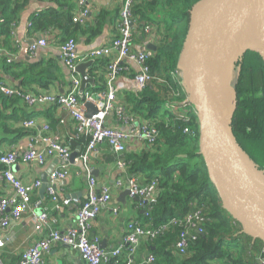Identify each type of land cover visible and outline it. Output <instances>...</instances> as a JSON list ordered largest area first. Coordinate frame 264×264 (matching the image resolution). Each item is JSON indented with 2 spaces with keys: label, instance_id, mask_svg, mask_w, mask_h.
<instances>
[{
  "label": "trees",
  "instance_id": "trees-1",
  "mask_svg": "<svg viewBox=\"0 0 264 264\" xmlns=\"http://www.w3.org/2000/svg\"><path fill=\"white\" fill-rule=\"evenodd\" d=\"M201 1L133 0L130 15L134 23L133 44H139L140 37H143L150 39L157 49L146 62L150 76L146 87L138 93H127L121 103L130 116L152 121L159 134L155 143L140 153L126 152L121 157L114 155L116 161L124 163L129 176L142 175L147 178L145 183L160 179L157 203L148 209V216L144 215V227L158 232L156 236L145 239L156 247L153 251L155 264H212L215 261L258 264L264 241L252 236L226 209L211 182L202 156L201 121L193 104L189 105L188 80L181 77V58L186 52L191 17ZM27 2L0 0V35L10 38L12 26L19 20ZM48 18L47 15L33 17L29 30L32 34L48 31L53 34V41H57L60 39L55 33L57 27ZM68 18L61 26L63 35L60 43L71 39L77 42L78 35L94 37L105 28L110 16L106 12L100 14L93 21L95 26L90 24L93 23L91 20L80 24L74 22L73 17ZM3 60L6 62L5 58ZM110 62L109 58L94 60L88 70L89 77L97 78L98 69H103L99 80V91L102 92L107 87L105 78ZM8 68L11 73L10 67L5 70L8 72ZM233 71H236L237 80L231 84L237 92L238 105L230 129L231 137L239 151L241 149L243 158L247 154L256 167L264 169V60L257 52H247L233 65L231 73ZM19 76L24 78L23 86L39 83L48 87L59 80L41 63L21 71ZM19 100L0 92L1 103L16 105ZM175 105L184 111L183 117L174 115L167 108ZM10 118V115L0 112V121L4 120L1 128L5 132H11L6 124ZM114 155L107 157V161H113ZM248 165L257 173L258 177H255L264 187V175L258 174L250 163ZM195 213L204 218V233L196 235L185 253L180 254L176 248L185 231L184 221ZM173 220L179 223L172 224ZM118 260L115 258L106 264H115Z\"/></svg>",
  "mask_w": 264,
  "mask_h": 264
},
{
  "label": "crops",
  "instance_id": "crops-1",
  "mask_svg": "<svg viewBox=\"0 0 264 264\" xmlns=\"http://www.w3.org/2000/svg\"><path fill=\"white\" fill-rule=\"evenodd\" d=\"M124 2L125 0H89L87 8L90 10V20L92 22L104 12L109 13L110 18L105 28L101 29L94 37L80 35L76 37L78 55L84 56L96 49L110 46L113 40L120 35L118 22ZM76 6L77 0H28L25 8L19 15V20L12 26L10 38L8 39L6 38L7 36L0 35V40L3 43L0 47L4 48V51H8L12 59L11 63H6L3 60L4 57L0 56V82H4L10 87L18 88L31 94L43 93L54 96L67 94L71 89L72 77L71 72L63 62L58 45L63 35L61 26L66 19H69L68 17H73ZM41 15L49 16L47 20L56 25L57 31L55 33L60 39L52 44H48L44 48H40L34 54H25L20 51L18 45L27 47L33 40L43 36V32L32 34L28 26L33 17ZM90 24L95 26L96 23L93 22ZM140 40L141 42L139 44L133 46L136 51L146 50L147 44H153L150 39L140 37ZM118 57V52L115 50L110 59L114 60ZM39 63L51 69L59 80L48 87H43L39 83L23 86L24 78L19 76L20 72ZM121 66L124 70L120 72L118 82L130 85L133 80L131 77L134 76L137 67L125 61H123V65ZM7 67L11 68V73L9 72V68L8 72L5 70ZM102 71V68L98 69V74H96L97 78H92L94 79L93 84H88L85 91L93 93L94 95L102 92L99 91L101 86L99 85V80L101 81ZM105 79L107 82V77ZM125 98L126 96L123 94L121 101L125 100ZM1 111L11 117L6 121L11 132L3 131L1 126L4 125V122H2L4 120L0 121L1 149L6 152L16 151L21 155L30 149H34L37 152L43 153L45 156L43 165H39L38 163L27 164L19 161L11 168L14 176L23 185L33 187L38 182L40 185L33 187L30 195L31 209L29 212L25 213L19 222L11 219L9 227L3 233L0 242V258L4 264H16L22 254L38 241L39 238L45 235L46 230L42 233H38L35 230L33 219L39 213H47L50 217V224L55 229L66 230L72 226L74 218L73 211L76 210V206L72 205L70 208L64 207L58 209L48 192V184L51 180L50 176L54 172L63 170L65 165L56 153H48L49 141L45 140L47 138L66 146L70 150L71 155L75 152L78 154L75 164H71L70 162L67 164L68 174L66 178L57 180L56 184H54L56 195L59 199L70 197L76 204L81 205L88 197L89 175L95 178L97 186H100L98 188H108L110 190L111 200L104 206L102 213L93 223L89 232V238L92 241L97 240L104 251H113L124 245V239L128 233L130 223L135 222L142 227L146 225L144 209L139 200L132 199L129 196L123 201L120 198L128 187L129 175L126 172V168H121L117 164L116 156L108 144H101L98 150L91 154L92 156L90 155L91 158L88 164H84L81 161V156L86 150L87 138L78 131L76 122L68 114L66 109L59 106L46 105L32 107L22 100H19L16 105L10 104V102H0ZM28 120H34L36 122V125L31 129L23 126V121ZM115 121L114 115L112 114L107 118L106 125L113 128H127L126 125L118 124ZM45 126L49 127V130H45ZM143 148L142 144L136 139H132L127 143V152L140 153ZM113 155L115 159L111 162L107 161V157H112ZM0 166L3 167V170L0 171V198H13L15 196V190L4 179L2 174L6 170V167L2 164ZM91 170H97L98 176L89 174ZM137 178L141 184H145L147 181V178L142 175ZM44 179L47 182V187L42 191ZM118 182H121V187L119 185L117 186ZM114 210H117V213H114ZM8 215L9 213L4 214V216ZM155 249L156 247L153 243L141 240L134 257L135 264H141L149 255H153ZM126 254L127 252L124 248L120 258H117L119 259L118 262L115 264H124ZM257 263L260 264L259 257ZM44 264L86 263L78 251L56 244L45 255ZM153 264H155V261ZM212 264L224 263L222 261H215Z\"/></svg>",
  "mask_w": 264,
  "mask_h": 264
},
{
  "label": "built area",
  "instance_id": "built-area-1",
  "mask_svg": "<svg viewBox=\"0 0 264 264\" xmlns=\"http://www.w3.org/2000/svg\"><path fill=\"white\" fill-rule=\"evenodd\" d=\"M88 3L89 0H77V6L73 14L74 22L85 24L90 21L91 13L87 8ZM132 6L133 0H125L118 22L120 35L113 40L110 46L96 49L87 55L80 56L77 54V42L73 39L59 43L58 48L61 51L63 62L71 72L72 77L71 89L67 94L59 96L43 93L31 94L21 89L10 87L4 82H0L1 93L9 97H18L29 106H59L66 109L68 114L76 122L78 131L87 138L86 150L81 156V161L84 164H88L92 156L91 154L96 152L101 144H108L112 152L118 157H121L127 152V143L130 140L136 139L146 148V146H152L155 143L159 134L152 121L130 116L121 103L123 94L126 96L127 93H138L146 87V83L150 79L149 67L146 62L153 54L150 50L143 49L136 51L133 48L135 45L133 44V27L129 25ZM28 26H31V22ZM42 35L41 38L33 40L27 47L18 45L20 51L25 54H34L40 48H44L48 44L55 42L53 41L54 36L52 33L46 31ZM2 44L0 40V46ZM4 50V48L0 47V56H3L6 62L11 63L12 59L8 54L9 52ZM115 50L118 52L119 57L111 60L107 68V90L97 95L89 93L88 91L81 93V78L77 74L76 68L80 64L87 63L90 60L110 59ZM123 61L134 64L137 67L134 76L131 77L133 80L130 85L118 82L120 72L124 70L121 66L123 65ZM87 102L92 103L97 108V113L91 117H87L86 115L85 104ZM167 108L174 115L183 117L184 111L179 110L180 106H167ZM112 114L114 115L116 123L126 125L127 128L107 126V118ZM23 123V126L28 129L36 125L34 120L23 121ZM44 129L49 130V127L45 126ZM45 140L49 141L48 153H56L65 165L63 170L54 172L50 176L51 180L48 184V192L54 203H56V208H70L72 205H75L76 210L73 211L74 218L72 226L66 230L53 228L50 224V217L45 212H41L38 216H35L33 219L35 230L38 233L45 232L46 230L45 235L27 249L16 264H44L45 255L56 244L78 251L86 264L109 263L112 259L120 258L122 250L125 248L127 252L125 258L126 264H135L134 257L141 240L152 238L158 232L132 222L128 226V233L125 236L124 245L113 251H104L97 240L92 241L89 238V232L93 223L102 213L104 206L111 200L110 190L108 188H98L95 178L89 175L88 197L86 201L79 205L70 197L59 199L56 195L54 184H56L57 180L66 178L68 174L67 164L70 162L71 152L66 146L58 142L49 140L48 138ZM19 161L27 164L38 163L39 165H43L45 156L43 153L37 152L34 149H30L21 155L16 151L6 152L0 147V164L6 167V170L2 174L4 179L15 190V196L13 198H0V242L4 231L10 225V220L19 222L22 216L29 212L31 209L30 195L33 187L40 185L38 182L33 187L25 186L14 176L11 168ZM117 164L121 168H125L121 160H118ZM128 184L130 188L129 197L138 199L144 209V215L148 216V209L157 203L160 194V179L155 178L150 182L141 184L137 177L129 176ZM118 185L121 187V182H118ZM6 213H9V215L4 216ZM114 213H117V210H114ZM203 222L204 218L199 213L189 215L185 219V231L181 235V239L176 248L180 254L185 253L189 243L196 239V235L204 233ZM171 223L178 224L179 222L173 220ZM154 261L155 257L149 255L141 264H153ZM259 261L260 264H264V249L259 257ZM0 264H4L1 258Z\"/></svg>",
  "mask_w": 264,
  "mask_h": 264
},
{
  "label": "water",
  "instance_id": "water-1",
  "mask_svg": "<svg viewBox=\"0 0 264 264\" xmlns=\"http://www.w3.org/2000/svg\"><path fill=\"white\" fill-rule=\"evenodd\" d=\"M156 49L153 44L146 45V50ZM247 52H257L264 60V0H202L192 14L181 58V70L189 74L190 103L201 121L202 156L226 209L252 236L264 241V190L230 133L238 101L228 76ZM92 65L87 62L76 68L81 93L93 84L87 74ZM85 107L87 117L97 113L92 103ZM77 155H71V164ZM89 174L98 176V171ZM45 181L42 191L47 187ZM129 195L128 184L120 198L123 201Z\"/></svg>",
  "mask_w": 264,
  "mask_h": 264
},
{
  "label": "rangeland",
  "instance_id": "rangeland-1",
  "mask_svg": "<svg viewBox=\"0 0 264 264\" xmlns=\"http://www.w3.org/2000/svg\"><path fill=\"white\" fill-rule=\"evenodd\" d=\"M183 72V71H182ZM236 73V71H233L232 73L230 72V75L228 76V79H230V82L232 83V81H233V83H236V80H237V74H235ZM181 77L182 78H184L186 81L189 79V74L187 75V74H185L184 72L183 73H181ZM229 81V80H228ZM188 83H189V81H188ZM230 83V84H231ZM231 86H232V84H231ZM187 92H188V94H189V96H188V101H189V104L191 105V103H190V101H191V98H190V88L189 87H187ZM184 103V102H183ZM201 128V127H200ZM201 131V130H200ZM239 149V148H238ZM240 151H241V149H240ZM244 160H245V162H246V164L248 165V163H250V165H251V167L253 168V169H257V172H258V174H260V173H262L263 175H264V169H259L258 167H256L254 164H253V162H252V158L250 157V156H248L247 154L244 156ZM248 162V163H247ZM248 167H249V165H248ZM249 169H250V171L252 172V174L254 175V177L257 175V173L256 172H254V171H252L251 170V168L249 167ZM260 176V175H259ZM256 177H258V175L256 176ZM255 177V178H256ZM260 179H261V177H260ZM262 180V179H261ZM263 181V180H262ZM260 183V182H259ZM263 183H264V181H263ZM261 185V184H260ZM262 186V185H261ZM262 188H263V190H264V187L262 186Z\"/></svg>",
  "mask_w": 264,
  "mask_h": 264
}]
</instances>
